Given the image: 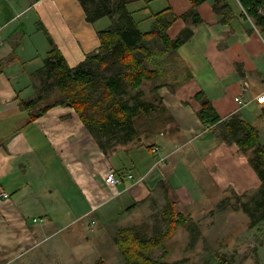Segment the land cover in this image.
Instances as JSON below:
<instances>
[{
  "label": "crops",
  "instance_id": "1",
  "mask_svg": "<svg viewBox=\"0 0 264 264\" xmlns=\"http://www.w3.org/2000/svg\"><path fill=\"white\" fill-rule=\"evenodd\" d=\"M227 2L235 12L229 24L221 23L213 0L197 9L198 24L181 18L192 8L190 0L139 2L146 5L143 21L149 26L144 32L153 28L154 14L169 8L177 17L168 31L171 39L186 28L194 32L179 51L193 77L175 90H160L167 111L152 138L147 139L149 127L140 128L137 139L142 141L105 153L75 109L54 107L30 123L19 105L36 97L37 73L51 50L46 34L38 29L40 23L72 67L98 52V32L107 24L101 25L103 19L87 22L78 0H0V264H40L44 245L55 255L61 249L71 250L78 239L84 241L88 221L93 227L99 218L106 227L116 224L129 207L146 203L160 183L185 191L183 174L195 175L207 159L215 166L216 150L208 148L204 157L205 147L195 144L207 135L217 137L198 117L201 105L194 97L201 91L222 119L239 115L256 125L262 138L264 28L242 15L238 0ZM156 4L159 11L154 12ZM38 34L48 43L42 59L33 43ZM144 91L149 96L148 87ZM236 98H242V104ZM191 141L198 158L190 161L191 148H183ZM148 146L159 147L160 154L149 149L146 153ZM223 146L227 151L219 154L230 160L242 152L235 144ZM162 158L164 164H157ZM111 170L122 178L121 184L106 183ZM73 228V237H66ZM76 251L70 252L71 260Z\"/></svg>",
  "mask_w": 264,
  "mask_h": 264
},
{
  "label": "trees",
  "instance_id": "2",
  "mask_svg": "<svg viewBox=\"0 0 264 264\" xmlns=\"http://www.w3.org/2000/svg\"><path fill=\"white\" fill-rule=\"evenodd\" d=\"M140 1L78 0L87 22L94 24L109 18L111 24L98 32V52L75 67L70 66L47 29L41 23L38 25L46 34L51 50L37 73L40 83L36 87V97L19 105L30 123L54 107H71L105 153L136 140L140 128L149 127L148 137L155 134L154 129L161 124L159 120L164 119L167 111L160 90L165 87L175 90L193 77L179 51L194 32L186 28L176 39H171L168 31L177 17L170 8L154 14L153 28L143 32L134 12L129 10L130 4ZM207 1L190 0L192 8L181 18L198 24L201 19L197 9ZM238 1L244 10L242 15L264 28V0ZM213 10L222 16V24H229L235 17L227 0H213ZM146 87L149 96L144 91ZM51 98L54 102L44 105ZM194 99L201 105L198 117L206 128L212 127L224 143L235 144L241 151H254L251 165L261 181L259 192L249 202L236 198L235 204L236 210L248 215L251 228H260L264 236V142L259 128L239 115L222 119L204 91ZM261 110L262 117L264 107ZM153 148L148 146L150 151ZM224 201L226 205L232 200ZM136 206L132 205L129 210ZM156 221L158 225L151 236L146 223L118 230L114 243L125 264H170L166 240L180 227L195 229L191 215L177 212L172 202L161 215H156ZM161 223H166L165 231L161 230ZM157 251L160 253L156 256ZM97 264L105 263L99 261Z\"/></svg>",
  "mask_w": 264,
  "mask_h": 264
},
{
  "label": "rangeland",
  "instance_id": "3",
  "mask_svg": "<svg viewBox=\"0 0 264 264\" xmlns=\"http://www.w3.org/2000/svg\"><path fill=\"white\" fill-rule=\"evenodd\" d=\"M145 6L139 2L129 5V10L134 12V17L143 32L147 31L149 26L143 21L146 15L142 7ZM157 6L158 4L152 7L154 12L159 11L156 9ZM101 23L102 26L107 24L102 28L104 29L111 24V21L105 18ZM36 39L38 42H33L34 47L35 50L38 49L39 57L42 59L48 43L44 35L38 34ZM46 58L47 56H44L43 63ZM51 102H54V98L49 99L44 105ZM261 131V141L264 142L263 126ZM216 136L215 139L207 135L197 143L191 141L183 148L186 151L195 143L199 147L202 145L205 147L201 151L204 157L209 155L208 148L211 149L210 151L216 150L217 153H215L217 157L215 166L207 159L200 165L202 169H199L195 175L192 171L183 174V184L189 190L184 188L185 191L176 192L170 186L165 187L164 182L160 183L146 203L128 209L129 213L124 211L127 215H123L118 223L106 227L99 218V223L93 227L88 221L86 233L82 235L84 241L79 239L75 241L76 245L71 250L61 249L56 253L57 256L54 252L48 251V245L41 247L39 252L44 256H41L43 262L41 261L40 264H97L99 261H104L105 264H125L120 250L114 243L118 230L146 223L149 225L148 235H153L155 226L158 225L156 215H161L171 202L174 203L177 212L191 215L195 221V229L190 231L180 227L166 240L165 245L169 253L167 260L170 264L181 261L184 264H264L263 232L260 228H251L248 215L236 210L237 204H235L236 198H240L242 202H249L259 192L261 181L251 165V160L255 156L254 151L239 152L237 157L236 155L231 157L234 160H230L225 154H219L227 151L224 149L228 147L223 146L225 143L221 137L217 134ZM142 140L141 138L137 142ZM188 153L190 161L193 157L198 158L192 148ZM189 162H184L186 167H190ZM208 169L212 172L210 178ZM227 198H231L232 201L225 205L224 200ZM160 227L165 231L166 223H161ZM73 230L74 228L67 232L66 237H73ZM76 249V253L73 254L75 258L71 260L68 256ZM159 253L157 251L155 255Z\"/></svg>",
  "mask_w": 264,
  "mask_h": 264
},
{
  "label": "built area",
  "instance_id": "4",
  "mask_svg": "<svg viewBox=\"0 0 264 264\" xmlns=\"http://www.w3.org/2000/svg\"><path fill=\"white\" fill-rule=\"evenodd\" d=\"M236 101L238 103H240V104H242V102H243L242 101V98H236ZM152 153L153 154H160V148L157 147V146L154 147L152 149ZM164 162H165V159L162 158V159H160V161H158L157 164H162V163L164 164ZM129 178L132 179L133 176L132 175H129ZM106 183L109 184V185L117 186V185H119V184L122 183V178L119 177L115 171L111 170V171L108 172V174L106 176ZM2 196L4 198H9V195L6 194V193H3Z\"/></svg>",
  "mask_w": 264,
  "mask_h": 264
}]
</instances>
